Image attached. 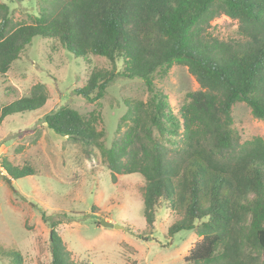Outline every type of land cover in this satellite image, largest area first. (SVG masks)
Masks as SVG:
<instances>
[{
  "label": "trees",
  "instance_id": "trees-1",
  "mask_svg": "<svg viewBox=\"0 0 264 264\" xmlns=\"http://www.w3.org/2000/svg\"><path fill=\"white\" fill-rule=\"evenodd\" d=\"M34 1L28 23L14 22L0 2L1 76L40 37L74 57L111 64L90 71L75 90L83 99L100 100L116 78H137L148 93L146 101H123L109 145L94 114L62 106L41 123L80 144L86 158L96 149L113 184L118 176L139 175L148 234L164 208L178 217L168 235L188 231L198 238L186 264H264V139L240 142L231 116L232 107L244 103L264 122V0ZM220 15L238 21L237 39L218 40L208 32ZM174 65L186 67L199 85L178 115L154 85V75L165 76ZM47 99L46 87L34 84L28 95L0 106V125L8 116L42 108ZM1 166L8 185L35 173L4 158ZM59 223H51L48 264H76L56 231ZM5 258L22 263L18 251L0 249Z\"/></svg>",
  "mask_w": 264,
  "mask_h": 264
},
{
  "label": "rangeland",
  "instance_id": "rangeland-1",
  "mask_svg": "<svg viewBox=\"0 0 264 264\" xmlns=\"http://www.w3.org/2000/svg\"><path fill=\"white\" fill-rule=\"evenodd\" d=\"M0 2L9 6L17 23H28V15L34 13V0ZM238 26L237 20L220 15L208 32L218 40L237 39ZM120 65L116 63L117 71ZM94 68L109 69L111 64L101 57H74L58 43L35 37L6 75H0V106L28 95L36 83L48 93L42 108L8 116L0 125V163L4 158L12 166L29 165L35 171L9 185L3 180L5 172H0V249L18 251L21 264H48L51 223L60 221L56 231L76 264H186L183 259L198 238L188 231L168 235L178 217L164 208L158 210L153 233L148 234L139 175L118 176L113 184L96 149L86 158L80 144L41 123L45 114L68 106L84 116L94 114L97 130L110 144L124 113L123 101H146L148 93L137 78H116L100 100L87 101L75 90ZM154 85L167 96L175 115L186 95L199 89L187 68L179 65L165 76L154 75ZM10 86L16 88L15 94L6 91ZM231 116L240 142L264 139V122L254 118L244 103H236ZM101 220L112 226H101ZM0 264L10 260L0 259Z\"/></svg>",
  "mask_w": 264,
  "mask_h": 264
},
{
  "label": "water",
  "instance_id": "water-1",
  "mask_svg": "<svg viewBox=\"0 0 264 264\" xmlns=\"http://www.w3.org/2000/svg\"><path fill=\"white\" fill-rule=\"evenodd\" d=\"M100 225L103 226V227H111L112 224L109 223V222H105V220H101L100 221ZM115 227L119 228V226L115 225Z\"/></svg>",
  "mask_w": 264,
  "mask_h": 264
},
{
  "label": "built area",
  "instance_id": "built-area-1",
  "mask_svg": "<svg viewBox=\"0 0 264 264\" xmlns=\"http://www.w3.org/2000/svg\"><path fill=\"white\" fill-rule=\"evenodd\" d=\"M0 172L2 173H4L5 172V170L3 169V167L1 166V163H0ZM5 174H6V172H5Z\"/></svg>",
  "mask_w": 264,
  "mask_h": 264
}]
</instances>
